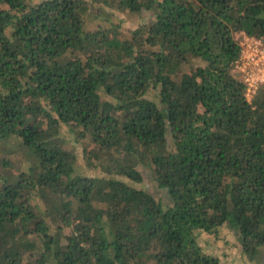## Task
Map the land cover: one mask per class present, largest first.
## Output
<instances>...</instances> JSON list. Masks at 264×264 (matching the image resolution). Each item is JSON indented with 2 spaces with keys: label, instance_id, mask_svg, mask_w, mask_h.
<instances>
[{
  "label": "trees",
  "instance_id": "16d2710c",
  "mask_svg": "<svg viewBox=\"0 0 264 264\" xmlns=\"http://www.w3.org/2000/svg\"><path fill=\"white\" fill-rule=\"evenodd\" d=\"M94 3L152 16L88 29ZM245 37L264 41V0H0V264H221L196 238L222 225L263 254Z\"/></svg>",
  "mask_w": 264,
  "mask_h": 264
},
{
  "label": "rangeland",
  "instance_id": "374dc122",
  "mask_svg": "<svg viewBox=\"0 0 264 264\" xmlns=\"http://www.w3.org/2000/svg\"><path fill=\"white\" fill-rule=\"evenodd\" d=\"M93 6V12L87 17L86 26L88 29L98 28L100 26L109 28L112 24H117L121 33H127L128 31L149 22L152 16L151 13L146 10L141 11V13L134 14L127 10L112 9L100 3H94ZM98 11H101L102 14L98 15V17H95L97 16L96 14ZM103 12H106V15L107 13L109 14V20ZM155 93V90H150L147 92V95L148 97L157 101L155 98ZM66 130L67 128L65 127L64 132H66ZM76 149L78 152L76 163V168L78 171H80L82 174H86V172L87 174L95 173L97 170H89L87 168L84 169L79 144H76ZM20 163L21 162L19 161V158H13L9 168L17 172ZM138 168L142 173V180L139 183L131 182V184L138 188L148 190L154 194L156 198L160 197L156 184L151 180L149 175V168L145 166H139ZM196 239L202 249L206 253L217 256L221 264H264V253L259 255L255 260H249L246 258V256L242 253L241 244L236 236V233L225 225L218 227L212 233L199 231L197 233Z\"/></svg>",
  "mask_w": 264,
  "mask_h": 264
},
{
  "label": "built area",
  "instance_id": "2783aa9c",
  "mask_svg": "<svg viewBox=\"0 0 264 264\" xmlns=\"http://www.w3.org/2000/svg\"><path fill=\"white\" fill-rule=\"evenodd\" d=\"M243 50L236 67L246 83L245 97L250 100L257 87L264 83V41L245 37Z\"/></svg>",
  "mask_w": 264,
  "mask_h": 264
}]
</instances>
